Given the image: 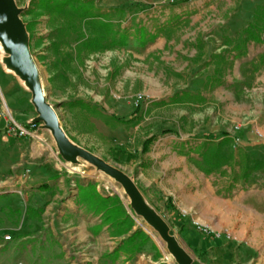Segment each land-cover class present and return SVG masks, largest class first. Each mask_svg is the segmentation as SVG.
Returning a JSON list of instances; mask_svg holds the SVG:
<instances>
[{
  "label": "rangeland",
  "instance_id": "rangeland-1",
  "mask_svg": "<svg viewBox=\"0 0 264 264\" xmlns=\"http://www.w3.org/2000/svg\"><path fill=\"white\" fill-rule=\"evenodd\" d=\"M14 1L22 10L29 52L46 97L69 138L134 180L193 264H264V155L256 158L246 152L245 143L251 139L244 137L245 122L236 119L238 105L264 96L258 80L264 69V28L260 42L246 43L243 32L256 21L258 8L261 18L264 0ZM101 22L127 34L128 44L86 48L84 41L104 34ZM6 55L0 49V122L5 125H0V134L8 135L6 126L16 122L38 130L57 148L52 133L40 123L31 128L34 123L17 119L16 110L27 108L32 117L38 113L24 80L4 61ZM10 82L18 91L13 101L7 93ZM152 137L156 139L144 151ZM255 140L264 143V133ZM165 147L188 156L200 172H215L210 191L200 182V192L220 197L227 206L224 224L217 225L207 208H200V218L185 209L175 211L183 221L192 218L235 236V240L222 236L226 240L218 258L204 260L186 245L167 211V194L150 184L153 173L143 167L150 155L159 157ZM168 156L164 153L160 159ZM66 163L74 185L91 184L94 192L111 197L100 211L110 228L103 232L107 249L92 250L80 241L74 228L77 218L68 214L60 219L63 209L58 206L43 213L42 228L32 238L17 242V253L33 245L27 264H51L56 258L61 264H179L160 234L134 211L118 181L84 160ZM110 208L119 210V219H128L131 227L112 223ZM89 214L100 221V215ZM138 230L145 241L140 237L117 250ZM48 252L51 259L46 258Z\"/></svg>",
  "mask_w": 264,
  "mask_h": 264
},
{
  "label": "crops",
  "instance_id": "crops-1",
  "mask_svg": "<svg viewBox=\"0 0 264 264\" xmlns=\"http://www.w3.org/2000/svg\"><path fill=\"white\" fill-rule=\"evenodd\" d=\"M258 80L264 85V69ZM7 93L10 101L18 93L11 82L7 83ZM256 96L249 105L236 107L239 113L236 119L245 122L244 137L251 139L245 143L246 152L259 158L264 155V143L255 140V131L264 133V96L260 100ZM30 113L27 108L15 111L17 119L23 124L36 117ZM0 125L3 124L0 122ZM41 134L38 132L36 137L0 134V264H17V260H29L34 255L32 251L29 252L33 245L29 244L28 250L17 253L14 251L17 242L32 238L34 232L42 228L43 213L51 212L58 206L63 209L58 215L62 216L60 219L65 220L68 214L77 218L74 228L80 241L88 243L92 250L107 249L103 232L109 231V224L104 223L103 212L93 211L83 201L80 187L73 184V178L67 173V161L55 145L41 137ZM164 153L169 154L168 158L160 159ZM159 154V157L150 155L148 164L143 167L153 173L150 184L164 189L167 194V211L186 245L204 260L208 257L218 258L223 252L226 238L201 231L196 225L198 220L193 221L189 216L190 220L183 218V221L177 216L178 211H175L185 209L191 212L190 215L200 218V208H207L217 218V225L224 224V216L228 211L227 206L222 205L221 198L200 192V182L210 191L212 174L215 172H200L198 164L193 163L188 156L171 151L169 147L163 148ZM90 212L100 215V221L93 220ZM214 217L209 218L215 222ZM8 234L12 235L11 240H5L4 236ZM7 247L11 250H5ZM42 254L44 256L41 259H45L46 253ZM106 254L108 257L109 252ZM50 255L48 252L46 258L51 259ZM203 263L200 261V264ZM51 264H61V258H56Z\"/></svg>",
  "mask_w": 264,
  "mask_h": 264
},
{
  "label": "water",
  "instance_id": "water-1",
  "mask_svg": "<svg viewBox=\"0 0 264 264\" xmlns=\"http://www.w3.org/2000/svg\"><path fill=\"white\" fill-rule=\"evenodd\" d=\"M22 10L14 0H0V22H6L13 38V50L10 60L16 66L21 79L26 80L31 91V102L38 113L30 123L39 122L40 128L50 130L61 156L71 163L84 160L105 172L124 188L134 211L154 228L167 242L168 250L179 264H193L194 259L181 245L177 237L171 234L166 220L146 201L134 180L122 169L108 163L103 158L75 144L63 129L54 106L48 101L40 80L36 63L31 59L25 26L21 19Z\"/></svg>",
  "mask_w": 264,
  "mask_h": 264
},
{
  "label": "trees",
  "instance_id": "trees-1",
  "mask_svg": "<svg viewBox=\"0 0 264 264\" xmlns=\"http://www.w3.org/2000/svg\"><path fill=\"white\" fill-rule=\"evenodd\" d=\"M183 1H188V0H183ZM89 1H84L83 3H88ZM89 10V9H86ZM259 8L255 12V19L256 21H253L247 28L244 29V33L246 34L245 36V42L247 43L250 40H253L255 42H260L262 41V36L261 33L264 28V24L261 25V21L264 22V13L261 15V18L259 19ZM100 28L104 32V34L99 35L98 37H93L90 39H87L84 41V45L86 48L90 50H97L99 48H103L106 46H125L129 42V37L127 34H119L118 31H115L112 27V24L109 22H101L100 23ZM105 40L107 43H104ZM173 101L177 99V95H174L171 98ZM35 125L39 124V122H35ZM156 137H152L151 139L147 140L146 145L144 147V151L148 150V144L151 143L153 140H155ZM81 193H82V199L84 202L88 203L91 209L95 210L96 212H100L103 210L101 209V204L102 202H106L111 199L110 196L103 197L99 193L94 192V189L91 184H88L87 186H81L80 187ZM116 216V217H115ZM121 216L119 210H114V209H109V218H113L112 223L118 224V226H126L128 225L131 227L132 223L126 219H119ZM119 219V220H118ZM116 222V223H115ZM142 237V240H146V236L144 235V232L138 230L134 232L128 239L123 241V245L118 247L117 250H119L122 246H124L125 242L129 244H133L137 238ZM114 251V253L118 251Z\"/></svg>",
  "mask_w": 264,
  "mask_h": 264
},
{
  "label": "built area",
  "instance_id": "built-area-1",
  "mask_svg": "<svg viewBox=\"0 0 264 264\" xmlns=\"http://www.w3.org/2000/svg\"><path fill=\"white\" fill-rule=\"evenodd\" d=\"M30 127L34 128L35 124H31ZM6 128H7L6 132L8 135H12L16 137H28V136L36 137L38 135V134H35L36 133L35 130L32 131L28 126H23L16 122H13L11 126L7 125ZM255 133L257 136L263 137V133L261 131L256 130ZM237 140L239 141V138H237ZM196 225L201 231L205 233L213 234L214 236H218V237L225 236L228 239L233 238V235L229 233L228 231L216 230L212 226L201 223L199 221H196ZM4 238L5 240H11L12 235L10 234L5 235Z\"/></svg>",
  "mask_w": 264,
  "mask_h": 264
},
{
  "label": "bare ground",
  "instance_id": "bare-ground-1",
  "mask_svg": "<svg viewBox=\"0 0 264 264\" xmlns=\"http://www.w3.org/2000/svg\"><path fill=\"white\" fill-rule=\"evenodd\" d=\"M13 47H14L13 38H12V35L10 33V30H9V27H8L7 23L6 22H0V49L3 50L7 54L4 57V61L7 63V66H8L9 69H11L15 73L19 74L17 69H16L15 64L13 62H11V60H10L11 52L13 50ZM30 56H31V59L34 61V59H33L31 54H30ZM39 73H40V71H39ZM40 80H41L42 87H43V81H42L41 75H40ZM24 82H25V84H27L26 80H24Z\"/></svg>",
  "mask_w": 264,
  "mask_h": 264
}]
</instances>
